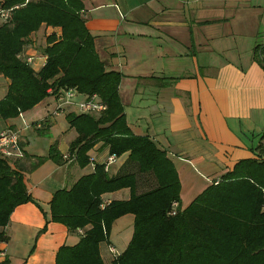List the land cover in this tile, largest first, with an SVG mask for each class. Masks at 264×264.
Returning a JSON list of instances; mask_svg holds the SVG:
<instances>
[{
	"label": "crops",
	"instance_id": "crops-1",
	"mask_svg": "<svg viewBox=\"0 0 264 264\" xmlns=\"http://www.w3.org/2000/svg\"><path fill=\"white\" fill-rule=\"evenodd\" d=\"M82 1L100 60L107 70L122 75L118 92L127 126L134 135L153 140L178 172L181 209L239 161L255 158L251 151L264 131V72L253 62L252 53L256 44L264 42H258L264 32V0ZM38 35L24 52L34 57L31 66L36 71L44 65L36 48L42 44L35 42ZM2 80L3 98L8 81ZM50 100L54 101L49 97L37 105L44 108L42 116L28 115L37 106L23 113L28 116L25 123L31 125L26 130L39 134L32 127L48 119V133L52 132L55 118ZM18 118L5 121L1 131L15 128ZM53 135L63 161L57 165L47 160L25 173L27 192L35 204L15 208L4 229L9 240L0 245V260L8 264H55L58 249L79 240L63 225L46 223L45 214L55 191L69 189L92 168L81 169L69 157L76 133L67 122ZM32 141L25 133L21 137L24 158L19 162L25 169L36 157L47 155V150L41 154L29 150ZM88 155L95 163H105L109 156L101 143ZM125 160L126 155L116 158L108 173L116 174ZM150 185L152 181L139 178L137 192ZM129 195L123 189L104 195L103 200H127ZM133 220L125 215L113 223L109 244L100 245L105 263L112 260L109 247L116 250L114 236L125 244L123 250L128 245Z\"/></svg>",
	"mask_w": 264,
	"mask_h": 264
},
{
	"label": "trees",
	"instance_id": "trees-1",
	"mask_svg": "<svg viewBox=\"0 0 264 264\" xmlns=\"http://www.w3.org/2000/svg\"><path fill=\"white\" fill-rule=\"evenodd\" d=\"M0 8L11 10L9 19L0 21V76L8 81L0 120L16 119L68 89L80 100L95 95L105 106L99 115L64 110L76 133L69 157L79 168L90 165L92 171L50 197L46 223L61 224L79 236L75 245L58 249L55 264H264V131L251 151L255 158L239 161L181 209V182L174 164L153 140L134 135L127 126L118 92L122 75L107 70L100 60L86 27L83 1L0 0ZM43 28L45 40L36 48L44 65L36 71L26 64L24 52ZM49 28L59 33L47 32ZM252 59L264 72V42L256 44ZM37 123L41 128H32L39 134L48 132V119ZM98 143L110 157L126 155L116 174L105 171L106 162L95 163L88 155ZM20 159L0 157V245L9 240L4 229L15 208L35 204L25 173L47 160L57 165L63 161L54 145L28 169ZM139 178L152 181L140 193ZM123 189L129 190L127 200H103ZM125 215L134 217L130 241L105 263L100 245L109 244L113 223Z\"/></svg>",
	"mask_w": 264,
	"mask_h": 264
},
{
	"label": "built area",
	"instance_id": "built-area-1",
	"mask_svg": "<svg viewBox=\"0 0 264 264\" xmlns=\"http://www.w3.org/2000/svg\"><path fill=\"white\" fill-rule=\"evenodd\" d=\"M11 10H4L0 8V21H7L10 17ZM34 57H25L27 65H32ZM50 92V91H49ZM53 98V97H52ZM56 104V112H64L67 109H76L78 113L87 115H99L105 110L104 104L98 101L95 95L91 96L87 100H80L76 92L73 89L65 90L59 93L53 98ZM22 118V114L19 116ZM35 128L40 129L41 124L37 123L34 125ZM29 128L25 125L24 129ZM21 132L17 128H7L0 132V157L3 159H20L23 157V151L20 146ZM114 157H108L105 163V171L108 170L109 165L114 162ZM106 203V202H104ZM103 203V204H104ZM177 208V204L174 205ZM80 233V230L78 231ZM109 253L112 257L118 255L115 249L109 247ZM2 254H0L1 256Z\"/></svg>",
	"mask_w": 264,
	"mask_h": 264
},
{
	"label": "rangeland",
	"instance_id": "rangeland-1",
	"mask_svg": "<svg viewBox=\"0 0 264 264\" xmlns=\"http://www.w3.org/2000/svg\"><path fill=\"white\" fill-rule=\"evenodd\" d=\"M134 1V0H133ZM44 28L38 33L40 35V37H36L35 39V42L36 41H42V43L44 42V37L45 35L42 36V32H43ZM52 30L51 29H47V32H51ZM38 35V36H39ZM264 32H262V34L260 35V38L258 39L260 41H263L264 39ZM38 39V40H37ZM38 45V44H37ZM42 45V44H39V46ZM0 78L4 79L2 76H0ZM0 79V90L1 88L3 87L2 84H3V80ZM3 91H0V98H2L4 92H5V87H3ZM51 101V100H50ZM51 104H52V111H51V117L55 118L54 120V124H53V130L52 132L49 134L48 132L44 133V134H36L35 132H32L31 130H26L24 129V126L27 125V126H31L29 123H25V119L28 117L26 115H23L22 114V119H19L15 121L16 123V127L18 130H20L21 132V137H23V134L25 133L26 135L29 136L30 139H32L33 141L31 142V145L29 146V150L31 151H37V152H40L43 153L44 150H47V153L49 151V148L54 145L55 143L54 140H55V136L53 135L54 134V131L58 130L59 128H61V126L63 125H66V122L63 118V114L65 115V112H56V104L54 101H51ZM43 109V110H42ZM73 111L77 112L78 111L76 109H74ZM38 113L37 115H40L42 116V114L44 113V108L41 106V104L39 106H37L34 110H32L30 112V116H33L34 113ZM36 115V116H37ZM27 122V121H26ZM6 122L5 121H2L0 120V131L6 127ZM70 138V137H69ZM258 144V142H254V145L256 146ZM48 145L47 149H46V146ZM56 147V145H54ZM57 149V148H56ZM120 238H118V235L114 236V245H115V248H116V251L118 252V254L121 253V251L123 250L125 244L122 246L121 243L123 244V242H120L119 241Z\"/></svg>",
	"mask_w": 264,
	"mask_h": 264
}]
</instances>
